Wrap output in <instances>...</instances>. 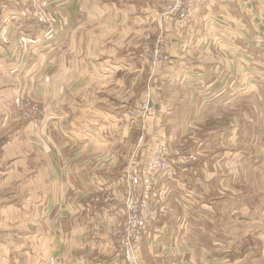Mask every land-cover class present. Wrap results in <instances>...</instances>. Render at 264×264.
Wrapping results in <instances>:
<instances>
[{
    "label": "crops",
    "instance_id": "0c3cea01",
    "mask_svg": "<svg viewBox=\"0 0 264 264\" xmlns=\"http://www.w3.org/2000/svg\"><path fill=\"white\" fill-rule=\"evenodd\" d=\"M124 1L45 0L50 21L42 26L18 18L19 8L10 0H0V264H127L115 233L125 216L124 203L117 198L125 197L122 168L129 157V132L139 127L149 136L151 128L145 130L144 125L153 121L130 119L127 111L138 101L127 105L132 99L140 100L145 90L141 70L148 64L159 30L171 37L172 62L165 67L172 70L159 68L157 78L166 77L188 95V102L199 97L204 105L223 94H209L212 88L224 91L231 81L229 100L239 111L233 112L229 132L235 133L242 122L256 123L257 92L264 94V0H205L196 6L194 19L184 24H162L159 0ZM242 94L243 101L253 103L248 104L247 113L243 111L245 120L237 116L244 105L239 104ZM159 95L155 108L161 101ZM18 96L39 104L46 118L44 126L33 130L26 119L20 126ZM196 108L194 118L207 115L206 109ZM111 132L124 139L104 140ZM146 158L139 159L135 168L139 170ZM187 163L205 171L197 159ZM172 164L171 171L177 168L185 173L179 174L183 175L181 185L176 183L177 172L166 174L167 179L176 180L174 195H165L164 178L159 182L161 215L142 236V264H200L193 258L197 249L203 250L207 219L195 226V213L202 216L205 207L208 214L221 197L218 192L215 202L208 201V193L201 188L215 172L203 173L200 179L186 163ZM106 194L117 199L98 204L109 212L112 208V216L93 242L88 231L89 206L95 204V195ZM169 198L172 209L166 206ZM248 209L256 223L249 229L255 232L262 228L257 224L262 223L260 211ZM260 236L248 257L246 249L241 252L237 245L235 260L264 264ZM227 256L212 262L208 255H201V262L229 264Z\"/></svg>",
    "mask_w": 264,
    "mask_h": 264
},
{
    "label": "rangeland",
    "instance_id": "374dc122",
    "mask_svg": "<svg viewBox=\"0 0 264 264\" xmlns=\"http://www.w3.org/2000/svg\"><path fill=\"white\" fill-rule=\"evenodd\" d=\"M10 1H12L19 8L16 9V14L20 19L43 23L39 19L45 20L48 18V16H50L48 4L45 2V0ZM114 1L116 3H120L122 1L125 2L124 0ZM168 1L169 0H159L162 9L168 4ZM6 24L7 22H3V26H6ZM46 24L48 25L49 23H43L42 26H46ZM160 36H162L161 30H159L157 36L154 38L153 46L160 40ZM167 40L169 41L168 46H170L171 37L168 36ZM117 41L118 39L113 36L112 42L116 43ZM148 57V64L146 68L141 70L142 76L145 78V90L141 93L139 98L141 97L140 100H142L148 94H151L157 98V93H160L159 98L161 101L158 102V107L155 108L156 113H158V117L156 114V117L153 121L146 122L144 125L145 130L149 127L151 128V133L149 136L146 134L147 132L143 131L139 127L138 129H131L129 132L131 134L129 135V148L127 147L129 157L127 163L123 165L124 167L122 169H135V171H137L138 169L135 167L139 162V159L141 160V158L149 156L152 150L151 144H154L156 138L161 135L166 138V140H168L167 138L170 137V143L168 141L170 144L169 146L172 150H174V152H176V154H182L184 158H187L185 160L188 161L197 159L204 165L205 171L201 172V167L198 169L189 165V163H186L188 169L195 170L191 174H195L197 178L201 179V174L215 172L213 176L209 175L208 181L202 183L203 187L201 188H204L208 193H206L208 196L207 200H214L215 202V197L218 192L219 196H221L217 203V207L215 203H213L212 207H209L210 211L208 214L205 213V207H202V216H200V213H195L197 215L196 220L198 221L196 224H194L195 226L199 225L201 220L204 218L207 219V221L203 223L204 227L207 228L208 233L205 235L206 238L203 241L202 251H208H206V253L202 252L200 249H197V253L195 259L193 258V261L204 264L201 262V255H208V261L212 262L215 261L216 258L221 259L222 256L228 255L227 263L245 264L246 261L235 260L236 253L234 249L237 247V245L239 248H241V252L242 249L245 248L246 250L244 251V254L245 257H248L251 246L256 244L259 240L257 236H260V234L258 233L260 232L264 234V94L262 92H257L255 109L256 123L248 126L242 122V126L237 128L235 133L232 134L230 133L232 131L233 125L231 124L232 115L234 111H239V107H236V105L233 106V100H229V94L232 92V90L229 88L231 86V81L227 83L225 80L226 90L224 91L217 89V87H214L211 89V91H209V94L212 93L215 96H217L218 93H223L219 95L220 99L218 101L215 100V102H213L214 99H212L210 103L204 105V100H200L198 97L197 99L194 98V102H188V95H186L184 91H181V93L179 88L174 87L172 84H170V82L165 80L166 77H161V80L156 77V71L159 68H163L164 71L167 70L168 72L171 71L172 68L162 67L159 63L153 68L152 66L154 61L152 51ZM168 57L169 61L172 62L171 56L169 55ZM159 71L162 70H158L157 72ZM225 74L224 77L226 76ZM186 78L188 79L189 77ZM223 87L224 85H221V88ZM240 90H244V87L242 86ZM240 90H238L237 94L241 93ZM187 93L190 92L188 91ZM246 93L247 91L244 94ZM241 96L242 97L239 98V104H244L245 106L243 105L242 110L239 114H237V116L240 117L241 120H245L243 111L247 113L248 104L252 105L253 103L251 101L247 102V100L243 101V94ZM140 100H130L127 105L128 108L131 105H135L134 101L139 102ZM15 101L17 104L15 106L17 108L16 112L18 121L21 122L19 123L20 126L24 125L23 123H25V119L28 120V118L24 116L23 111L27 113V111L32 107H38L42 112H44L37 102L27 99L24 100V98L21 96H18ZM203 105L204 107H202ZM196 107L206 109L208 111L207 115L201 119L196 117L194 118L192 115L194 109L197 110ZM127 116L130 119L133 118L129 114H127ZM141 119L146 120L144 118ZM222 127H224V129L220 130ZM107 134L108 137L103 138L104 140H117L123 138L120 134L119 136L112 132ZM119 144L120 143H117L114 146L118 148ZM143 147H145V152L141 153L140 150ZM115 150L117 151V149ZM137 150L138 152L136 153ZM106 151H108V153L111 152L110 148H107ZM121 152H123L122 149ZM124 153L125 152H123V154ZM189 155H192L193 157L189 159ZM100 161H103V159ZM194 162L195 161H193V163ZM171 166L175 167V164H172ZM172 169L173 168L171 167L170 170ZM177 170L178 169L176 168V171L170 172L171 175H176L177 172V182L176 180L172 182L171 177L167 179L166 175L163 177L164 179H162V182L167 186L163 190H168L165 195H168L169 193L170 195L175 194V192L172 191V189H174L173 185L175 182L181 185V179L183 175L179 174H184L185 171L179 172ZM220 177H222V181L220 180ZM180 190L181 192H184L183 188H180ZM250 193L254 194L250 197ZM95 196L99 197V201H94L91 199L93 202H95V204L89 206V209L91 207L90 212L93 213L98 211L100 213H105L108 218L111 217L112 208H110L109 212L108 209L98 207V204L101 202L108 204L110 199L112 200L113 197L108 194L105 196ZM117 198L118 200L122 201L121 203L123 204L124 195L122 198H120V196ZM180 199L183 200L184 197ZM171 201L172 198H169L167 201L168 204L166 206L169 207V209H172L171 205L169 204ZM116 202L119 206H122L120 205V202ZM250 206L254 207L257 212L260 211V220H262V223L257 222L258 226H262V228L255 232L249 229L252 224H256L253 223L254 220L249 218L250 214L248 213V208ZM196 207L197 205L195 204V207H193V212H195L197 209ZM214 208L215 212H212ZM216 210H218V215H216ZM233 210L236 211L233 212ZM186 212H188V210ZM121 215H124V207L123 211L121 209ZM165 215H167V213H165L164 216ZM205 215L207 217H204ZM194 230L199 233L197 228H194ZM260 239L263 241L264 235L262 237L260 236ZM212 240H214L216 243H212ZM217 245L223 246L220 248ZM258 261L259 260L257 259L256 263H258Z\"/></svg>",
    "mask_w": 264,
    "mask_h": 264
},
{
    "label": "built area",
    "instance_id": "2783aa9c",
    "mask_svg": "<svg viewBox=\"0 0 264 264\" xmlns=\"http://www.w3.org/2000/svg\"><path fill=\"white\" fill-rule=\"evenodd\" d=\"M205 0H169L161 12L162 24L188 23L194 19V11L198 3ZM44 9V8H42ZM45 10V9H44ZM47 12V11H46ZM43 23H49L50 16L47 19H39ZM162 36L154 45L153 68L160 64L165 67L170 63L168 44L166 34L161 29ZM156 98L148 94L140 100L137 105L130 108L127 112L131 117H140L146 120H154ZM24 116L28 118L32 129H38L44 126L46 118L38 107H32L30 110L23 111ZM152 150L139 170H124L121 181L125 187V197L123 200L125 207V217L121 223L117 224L115 233L118 243V250L127 259V264H142L141 260V240L147 226L159 219L161 208L159 205L161 191L158 188L160 180L171 171V164L174 162L187 163V158L176 154L169 146L168 140L159 135L154 144H151ZM175 155V158L174 156ZM193 156L189 155L191 159ZM190 161V160H189ZM94 201H99V197H94ZM90 240L97 242L103 232V225L109 220L105 213L95 211L91 218Z\"/></svg>",
    "mask_w": 264,
    "mask_h": 264
}]
</instances>
